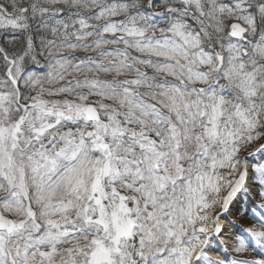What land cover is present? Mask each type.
Here are the masks:
<instances>
[{"label":"snow or ice","instance_id":"snow-or-ice-1","mask_svg":"<svg viewBox=\"0 0 264 264\" xmlns=\"http://www.w3.org/2000/svg\"><path fill=\"white\" fill-rule=\"evenodd\" d=\"M0 264H264V0H0Z\"/></svg>","mask_w":264,"mask_h":264},{"label":"bare ground","instance_id":"bare-ground-1","mask_svg":"<svg viewBox=\"0 0 264 264\" xmlns=\"http://www.w3.org/2000/svg\"><path fill=\"white\" fill-rule=\"evenodd\" d=\"M239 222V221H238Z\"/></svg>","mask_w":264,"mask_h":264}]
</instances>
